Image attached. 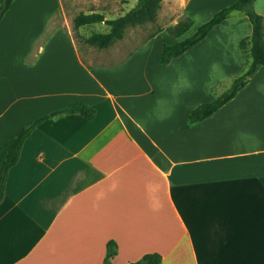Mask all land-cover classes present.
<instances>
[{
    "label": "crops",
    "instance_id": "obj_1",
    "mask_svg": "<svg viewBox=\"0 0 264 264\" xmlns=\"http://www.w3.org/2000/svg\"><path fill=\"white\" fill-rule=\"evenodd\" d=\"M235 1L162 0L160 9L177 14L173 24L189 18L199 27ZM64 9L62 0H14L0 21V169L14 135L50 116L7 172L0 264H102L108 241L116 243L110 264L148 253L160 264H264V66L187 126L200 105L195 72L166 66L189 51L143 66L141 48L171 36L160 31L129 52H80ZM251 31L234 11L196 45L219 43V65L233 80L247 65L239 43ZM71 102L93 107L94 118L57 114Z\"/></svg>",
    "mask_w": 264,
    "mask_h": 264
},
{
    "label": "trees",
    "instance_id": "obj_2",
    "mask_svg": "<svg viewBox=\"0 0 264 264\" xmlns=\"http://www.w3.org/2000/svg\"><path fill=\"white\" fill-rule=\"evenodd\" d=\"M13 1L14 0H0V21ZM161 2L162 0H137L136 5L132 9L124 15L114 19H105L101 13L97 12L80 13L72 19L73 28L78 29L97 23L105 24L108 28L106 33L92 31L90 35L83 40L90 46H94L98 49H106L123 38L126 28L140 26L146 22H154L157 17V12L160 9ZM253 2L254 0H237L215 13L207 22L200 25L191 36L171 45H163L158 57V63L160 65H167L172 59L181 56L184 52L199 43L214 26L227 19L234 11L243 12L248 17L252 27L250 36L241 40L239 43L241 51L246 53L248 59L244 71L239 76L235 77L231 81L230 86L214 100L196 106L187 118V126H192L211 116L246 85L249 78L255 74L259 67L264 66V18L253 11ZM191 25L192 22L189 18H183L168 30V32L171 36L178 38L183 35ZM57 114H77L84 120L90 121L95 116V109L81 102H71L64 109L59 110ZM49 118V115H45L21 128L14 135L11 143L6 147L0 169V202L4 196L7 172L17 163L24 141L29 137L36 126ZM115 254L116 243L114 241H108L106 244L105 258L102 264H110V258ZM160 262L161 256L158 253H148L143 255L134 264H160Z\"/></svg>",
    "mask_w": 264,
    "mask_h": 264
},
{
    "label": "rangeland",
    "instance_id": "obj_3",
    "mask_svg": "<svg viewBox=\"0 0 264 264\" xmlns=\"http://www.w3.org/2000/svg\"><path fill=\"white\" fill-rule=\"evenodd\" d=\"M62 1L65 8V13L68 18L67 21L69 29L71 30V33L77 42L78 50L83 53L117 50L120 52L124 48L128 52L132 51L140 44H142L145 40L160 31H166L169 34L168 30H170L175 25V23L173 24L171 22L175 15H177L173 13V11H166L165 8L159 9L154 22H146L140 26L129 27L125 30L124 37L121 41L115 42V44L110 46L108 49H98L85 43L83 37L88 34L87 32H89L90 30H93V32H106V27L100 24H91L84 27V29L77 30L73 28L72 19L80 13H89L90 11L103 13L107 19H114L132 9L136 5L137 0ZM226 1L231 2V0H220V3H224ZM121 4L123 7V11L119 12ZM252 9L256 14L264 16V0H254ZM58 17L59 16L57 15L55 16V18ZM182 19L183 18H180L179 20ZM56 24L57 22L55 20L53 25ZM197 26L198 25L196 22L195 25L190 27L183 38L191 36L198 28ZM27 30L28 29L26 27L22 33V36L27 37L28 34H31L30 31L28 32ZM173 42V38L166 34L152 39L146 46L141 48L140 51L143 54L141 56L142 59H138L137 61H140L143 66H147L149 69L152 67H163L158 64L160 47L163 44L170 45ZM226 46L229 51H232L234 47L232 43H226ZM187 51L189 52L180 57L172 65L166 67H170L171 70L177 69L182 71H187L190 68L193 69L192 71L195 72L194 82L191 86L192 88H194L193 102L197 104L209 102L213 95H219V93L221 94L222 92H224L230 86V83L232 81V78H225L224 69L222 70V66L219 65V54H221L222 52V46L219 43H213L210 47V42H208L206 44L201 43L199 45L193 46ZM204 53H209L210 57V60L205 61L206 66H203V64L205 63L203 61ZM209 61L212 63V66H207Z\"/></svg>",
    "mask_w": 264,
    "mask_h": 264
}]
</instances>
